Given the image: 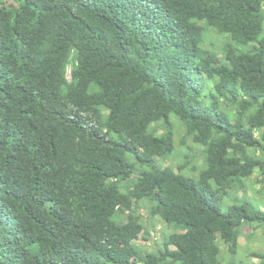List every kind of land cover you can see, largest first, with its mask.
<instances>
[{
	"label": "trees",
	"instance_id": "1",
	"mask_svg": "<svg viewBox=\"0 0 264 264\" xmlns=\"http://www.w3.org/2000/svg\"><path fill=\"white\" fill-rule=\"evenodd\" d=\"M261 239L264 0H0V264H264Z\"/></svg>",
	"mask_w": 264,
	"mask_h": 264
},
{
	"label": "rangeland",
	"instance_id": "2",
	"mask_svg": "<svg viewBox=\"0 0 264 264\" xmlns=\"http://www.w3.org/2000/svg\"><path fill=\"white\" fill-rule=\"evenodd\" d=\"M71 78V75H70V72L68 73V79H70ZM182 159V157H171L170 158V160L168 161V163H166V165H170V164H173V162H177V161H180ZM142 211V210H141ZM152 225H150V227H149V229H150V233L148 234V240H146V241H144V242H142L143 244H141L142 245V247H143V249L144 250H147V251H151V250H154L155 249V240H154V235L156 236L160 231H165V228H164V226L165 225H160V227L159 226H157V227H155V228H153V227H151ZM162 229V230H161ZM244 238V237H243ZM259 246H260V250L262 251H264V240L263 239H261L260 241H259ZM246 243L243 241V245H245Z\"/></svg>",
	"mask_w": 264,
	"mask_h": 264
}]
</instances>
